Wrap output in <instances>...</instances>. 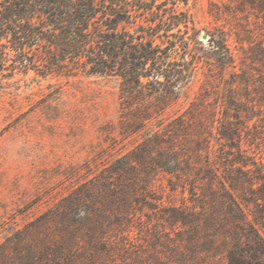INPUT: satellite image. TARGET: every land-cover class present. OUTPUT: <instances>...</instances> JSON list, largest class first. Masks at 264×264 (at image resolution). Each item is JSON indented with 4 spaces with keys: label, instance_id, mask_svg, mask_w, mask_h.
Wrapping results in <instances>:
<instances>
[{
    "label": "rangeland",
    "instance_id": "1",
    "mask_svg": "<svg viewBox=\"0 0 264 264\" xmlns=\"http://www.w3.org/2000/svg\"><path fill=\"white\" fill-rule=\"evenodd\" d=\"M146 1L186 21L155 39L176 44L173 94L0 75V264H264V0Z\"/></svg>",
    "mask_w": 264,
    "mask_h": 264
},
{
    "label": "trees",
    "instance_id": "2",
    "mask_svg": "<svg viewBox=\"0 0 264 264\" xmlns=\"http://www.w3.org/2000/svg\"><path fill=\"white\" fill-rule=\"evenodd\" d=\"M147 4L137 0L132 8L129 0H0V75L39 73L40 66L58 72L70 65L90 74H116L128 82L123 88L128 92L149 84L152 95H171L184 70L168 54L176 44L155 39L186 21L173 12L143 15L140 10L150 9ZM141 15L146 24L134 31L126 28ZM209 40L215 51L225 49L221 38L211 35ZM183 41L180 46L187 49ZM35 49L41 54L27 55ZM184 62L190 71L191 62L186 57Z\"/></svg>",
    "mask_w": 264,
    "mask_h": 264
}]
</instances>
